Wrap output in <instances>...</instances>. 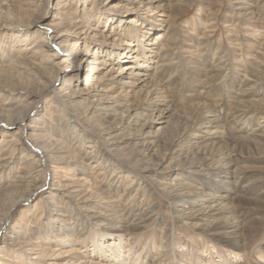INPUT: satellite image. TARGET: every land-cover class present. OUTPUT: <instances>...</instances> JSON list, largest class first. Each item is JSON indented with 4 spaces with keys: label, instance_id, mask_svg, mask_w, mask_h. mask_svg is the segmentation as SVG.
I'll list each match as a JSON object with an SVG mask.
<instances>
[{
    "label": "bare ground",
    "instance_id": "bare-ground-1",
    "mask_svg": "<svg viewBox=\"0 0 264 264\" xmlns=\"http://www.w3.org/2000/svg\"><path fill=\"white\" fill-rule=\"evenodd\" d=\"M14 1L0 0V132L12 135L0 146V169H18L0 189L10 198L0 214V264H14L12 253L16 264H264L256 240L264 195L252 187L264 162L254 181L239 183L245 167L234 155H264V30L256 16L264 1L225 0L222 26L233 47L223 55L207 44L222 0H55L50 12L51 0ZM194 3L196 13L176 27ZM50 95L57 107L38 118ZM47 112L59 129L45 123ZM65 121L73 122L70 135ZM73 164L77 177L66 183ZM45 165L55 217L42 233L4 235L12 208L44 187L37 171ZM116 178L122 193L113 190ZM71 184L83 195L67 206L61 197L71 198ZM177 224L204 240L178 238V258L153 259L142 235Z\"/></svg>",
    "mask_w": 264,
    "mask_h": 264
},
{
    "label": "rangeland",
    "instance_id": "rangeland-1",
    "mask_svg": "<svg viewBox=\"0 0 264 264\" xmlns=\"http://www.w3.org/2000/svg\"><path fill=\"white\" fill-rule=\"evenodd\" d=\"M70 1L68 0L67 2L70 3ZM13 3L15 5H17L19 2L15 0ZM54 3H55V0H51L50 1V4H49V8L50 9L48 8L49 12L52 10V8H54ZM214 4H213L214 5L213 9L215 10V12H213L212 19L208 23V26H209V24H211V26H209V28H207V30L209 32L211 31V33H208L210 35L208 37L209 40L207 41L208 42L207 44H208L209 48H211V49L213 48V50L215 49V46L218 47V50H219L218 51V55H223V54H225L226 51L229 52L232 49V47H233L232 42L229 41L228 38H226L227 37V31H226V28L223 27L224 24H223V21H222L223 14H224V12L226 10V3H225V0H222V1L215 2ZM73 6L74 5L71 4L72 14L76 12L75 11L76 7L75 6L73 7ZM216 7H217V9H216ZM217 10H218V12H217ZM195 13H196V4L194 3L192 7L187 8L186 13H182V14L180 13L177 16L176 22H175L176 23V27L182 25L183 21H185L186 19H190ZM257 14H256V16H257V18L260 21V25L261 24L263 25L262 29L260 28L261 31H262V30H264V5L257 11ZM222 24H223V26H222ZM212 26H215V27L210 28ZM236 29H237V31H236ZM236 29L234 28L235 34L232 31L233 34H234V38H235L234 43H239L241 41L239 43L241 45V47L240 46H237V47H240V50L243 49L242 53H243V55H245L246 51L248 49V47L246 46V43H245L246 40L244 38L242 29H240L239 26H236ZM212 30H213V32H212ZM0 31H1V29H0ZM236 32H237V34H236ZM218 38L220 40H218ZM218 41H219V43H218ZM32 42H33V39H30V40H28L25 43V45H28V44H30ZM242 43H243V46H242ZM22 45H24V44H22ZM22 45H21V47H22ZM228 47H230V48H228ZM250 50H251V48H250ZM223 59H225V58H223ZM53 97L54 96L50 95L48 99L45 98L44 100L39 102L38 107L36 109L37 112H35V113H37L36 116H38V118L40 116H42L41 114L44 113V110L46 108L48 109L47 110L48 112H54V109L57 106H56V102L54 101L55 99H53ZM50 115H49V113L45 114L47 120L42 118L45 121L46 124H49V121L53 122V123L56 122V121H54L55 118H52ZM65 122L67 123V126H65L66 132L70 135L72 130H71V127L69 125L72 124L73 122L72 121H69V122L65 121ZM19 127H20V124H16L11 129H13V130L16 129L17 130ZM52 127L56 128V129H59L60 125L55 123V125H53ZM3 135L4 136H2L1 132H0V142H2V143H0V146L1 145L2 146L5 145L8 142V140H10L11 137H12V135L10 133H6V134H3ZM1 139H3V140H1ZM21 141L23 142V144H24L23 146L24 147L29 148L32 145V139L25 140V138H24V140L22 139ZM13 145L10 148H12ZM14 153H15L14 154L15 157H20L21 156V150L20 149H17ZM234 155L239 161H241L239 164L241 166L243 165L245 167L244 169L240 170V172L238 173V176L240 177L239 183H244L245 181H250V180L254 181L259 175L262 174V171L259 168H257V167H258V165L260 166V165L263 164L264 155L258 157V156H250V155L240 154L238 152H235ZM70 168L72 169V171H75V176L74 177H70V175H69L68 178H70L71 180H66L65 181L66 183H69L70 181H74L75 178L77 177V172L79 170L78 169L79 166L77 164H73ZM16 170L18 171L17 168L13 169V171L11 169L9 170V167L8 168L5 167L3 169H0V189L1 188L3 189L5 187H7V185H9L8 183L12 182V180H14L13 177H14V175L17 174ZM128 170L131 171V172H135V173L138 172L137 169L135 170V169H132V168H128ZM40 171H37V174H38L37 176L40 177L41 182H42V179L45 181L44 187L41 190H39L38 192H36L31 197V199L28 202V204L25 203V205H27L28 208L24 204H21V205L19 204V205H17V207L12 208V213L9 215V218L5 221V223L3 225V228H2L3 231L5 230L4 235H7L6 233L14 232L16 234L19 233V235H24L25 237H27L28 234H30L32 232L42 233V231L44 230V226L47 223L48 219L55 217V212H56L55 211V207L52 206V204L50 202L58 201V198H56L55 196L50 195V193H51V190H50V188H51V185H50L51 178L50 177L52 176L50 174L51 173V168L49 166L45 165L44 169L42 168V170L40 169ZM7 172H9V173H7ZM110 173L108 172V175ZM60 174H62L61 176L64 178V174L65 173L63 172V173H60ZM139 174L143 175L142 173H139ZM90 175H93V177H97L98 173L95 172V174H94V171H91ZM103 176H104V174H103ZM65 178H67V177L65 176ZM10 179H12V180H10ZM97 179L98 178H95L96 182H97ZM125 180L126 179H124V181ZM220 180H221V178H220ZM261 180L254 181V183H252V187L255 190H261V191L263 190V195H264V178L261 179ZM118 181H119V179L116 178L111 185L113 187V190L116 193H122V191L125 190L126 185H124V182H120V181L118 182ZM126 181L129 182L128 180H126ZM126 181H125V183H126ZM72 185L73 184L69 185L70 187L68 188V190L70 192L66 193L67 195L71 196V198L70 197L69 198L61 197L62 198L61 200L64 201L63 202L64 205H67V206H73L70 201H73L74 203L75 202L77 203V201H75L74 199L78 196L77 198H78V200H80V196L83 195V194H79L80 193V191H78L79 187L74 188V187H72ZM146 189H149V187H147ZM72 191H76V192H72ZM151 192L153 193V195L157 198V200L159 202L163 201L164 194L162 193V191L158 190L157 188L156 189L153 188L151 190ZM35 202H38V204H36V206L38 205L37 208L33 207L34 210L33 211H29V210L33 209L31 206ZM65 202H70V203L65 204ZM9 203H10L9 196H5V195H1L0 194V214H4L6 212V208L8 207ZM63 203L60 202V205L64 207ZM21 209H22V211H21ZM27 209H29V210H27ZM258 211H260V213L264 214V209H260ZM22 213L24 214L23 216L21 215ZM167 216L170 217L169 215H165V216H163V219H165ZM174 221H175V219H174ZM179 225L177 224L173 228H170L168 230H162V231H160L159 227L156 228L155 226H153V227L151 226L149 229H147L145 231V233L143 232L144 234L142 235V238H144L146 236H148V237L150 236V242H149L150 243V247H151L150 254H151L153 259H155L154 256H156L157 258L161 259L164 262L165 260H169L173 256H176V255H177V258H178L177 248L179 249V247L175 246V245H177L176 242H178V238H182L184 240L189 241V244L193 243V241L190 240L191 239L190 235H192V236H194L196 238H199L201 240H204V236H201L197 232H193L192 230L187 229L185 226H179ZM91 226L96 228L95 225H91ZM11 229H13V230H11ZM164 233L168 234L169 238L167 240L163 239L162 241H160L159 240V236H160V234H164ZM256 237H257L256 240H257V244L258 245L261 246L262 244H264V234L259 233L258 236H256ZM250 254H251L250 258H252V256H253V257H256V259H260L259 256L257 254H255V250L254 251L252 250L250 252ZM10 255L11 256H9V258H8L9 261L14 263V264H16L15 254L12 253ZM6 256L8 257V255H6ZM174 259H175V261H177L176 257H174ZM181 260H184V258L181 259Z\"/></svg>",
    "mask_w": 264,
    "mask_h": 264
}]
</instances>
